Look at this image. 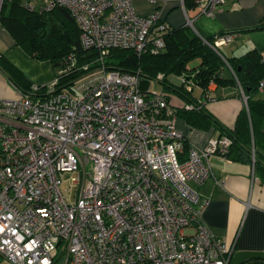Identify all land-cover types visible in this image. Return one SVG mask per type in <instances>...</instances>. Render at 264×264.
<instances>
[{
  "label": "built area",
  "instance_id": "obj_1",
  "mask_svg": "<svg viewBox=\"0 0 264 264\" xmlns=\"http://www.w3.org/2000/svg\"><path fill=\"white\" fill-rule=\"evenodd\" d=\"M226 1L193 0L206 15ZM44 7L71 13L99 65L68 85L59 87L55 76L45 91L34 84L18 99H0V256L15 264H229L232 248L204 221L209 198L199 187L212 174L210 155L226 156L233 139L186 148L177 108L152 87L165 73L143 88L140 69L105 64L114 48L139 56L164 50L172 25L161 5L150 14L133 0ZM199 35L218 48L239 32L216 34L214 44ZM182 78L192 91V75ZM214 84L186 109L205 103ZM67 180L76 186L73 200Z\"/></svg>",
  "mask_w": 264,
  "mask_h": 264
},
{
  "label": "crops",
  "instance_id": "obj_2",
  "mask_svg": "<svg viewBox=\"0 0 264 264\" xmlns=\"http://www.w3.org/2000/svg\"><path fill=\"white\" fill-rule=\"evenodd\" d=\"M28 1L31 6L38 2ZM48 1L40 0L38 8ZM133 1L142 14H149L154 10L153 6L149 8L143 0ZM34 5L32 7L36 8ZM160 5L163 16L172 27L189 24L188 19L191 18L193 29L206 38L238 30L239 35L234 41L220 46L229 57L240 56L251 49H257L264 55V0H227L213 15L200 14L199 7L195 4L184 10L178 0H168ZM258 24L261 27L252 29ZM0 56L1 61L7 60L18 67L32 83L48 85L56 76L51 61L39 60L29 55L1 22ZM187 66L190 70L183 73L188 76L196 73L197 66L192 67L190 63ZM226 71L228 75L233 73L230 68ZM183 73L168 76L169 85L159 84L177 109H186L187 103H198L205 95L203 88L196 84L189 98L175 90L174 88L183 84ZM29 91L30 88L24 90L12 82L0 67V99H18ZM260 95L263 97L264 91ZM210 96L200 108L204 107L225 127L218 124L193 125L185 116L177 113L181 117L177 121V127L185 136L186 148L191 145L203 147L211 137L225 135L226 128H233L238 113L247 104V97L238 82L215 81L210 89ZM258 124L264 134V118ZM259 142L255 151L264 161V141L260 138ZM209 160L212 174L199 187L201 194L209 198L203 211L204 221L232 248L229 264H264V181L255 170V162L253 159H230L220 153L211 154ZM217 180L223 181V184H219Z\"/></svg>",
  "mask_w": 264,
  "mask_h": 264
},
{
  "label": "trees",
  "instance_id": "obj_3",
  "mask_svg": "<svg viewBox=\"0 0 264 264\" xmlns=\"http://www.w3.org/2000/svg\"><path fill=\"white\" fill-rule=\"evenodd\" d=\"M185 3L186 8L195 4L193 0H186ZM44 5L36 9L30 7L28 0H3L0 22L29 55L39 60L51 61L56 76L59 77L58 86L61 87L96 70L99 63L95 60L96 51L83 46L81 28L71 13L64 7L47 10ZM259 27L260 24L252 29ZM222 33L224 32L220 34ZM208 40L214 44V37H209ZM195 59H200V63L192 79L204 92L211 80L218 83L238 82L242 87L247 104L238 113L233 128H226V135L233 139L226 157L253 159L255 170L264 181V161L255 151L260 138L264 141V134L258 124L264 118V96L260 95L264 91L260 89V82L264 81V55L259 50L251 49L240 56L229 57L220 47L216 49L206 43L192 26L185 24L172 27L165 35V48L161 53L139 56L131 49L114 48L106 56L105 64L108 68L121 71L140 69L142 87L147 88L150 80L159 72L165 73L162 83L169 85L168 76L182 74ZM1 60L0 56V67L16 85L24 90H31L37 84L42 91L46 90V84L32 83L14 64ZM229 68L234 74L228 75L226 69ZM174 89L188 98L192 93L187 90L185 83ZM177 113L185 116L193 125L218 124L225 127L204 107L178 108Z\"/></svg>",
  "mask_w": 264,
  "mask_h": 264
},
{
  "label": "rangeland",
  "instance_id": "obj_4",
  "mask_svg": "<svg viewBox=\"0 0 264 264\" xmlns=\"http://www.w3.org/2000/svg\"><path fill=\"white\" fill-rule=\"evenodd\" d=\"M36 1V0H35ZM39 1L40 0H38V2H34L35 3V5L34 4H32V6L34 5V6H36V9H38V5H39ZM143 1H145L146 2V5L150 8V6H153L154 7V10L156 9V6L157 5H160V4H162L163 3V1L161 2L160 0H158L157 2H152L151 0H143ZM134 2V1H133ZM46 4V3H45ZM134 4H135V2H134ZM148 8V9H149ZM153 10V11H154ZM152 11V12H153ZM151 12V13H152ZM150 14V13H149ZM190 64H191V66L192 67H196V66H198V64H199V59H195V60H193V61H191L190 62ZM152 87H159V84L158 83H155V82H153L152 83ZM160 88V87H159ZM181 117L180 116H178L177 117V121L180 119ZM178 126V125H177ZM179 130H180V128H178ZM209 141V140H208ZM200 147V146H199ZM204 147V146H203ZM71 187V189H70V192H66V194L69 196V198L71 199V200H73L74 199V197H73V192H74V190L76 189V186L74 185V184H72V182L70 181V180H67L65 183H64V185H63V189L64 190H66V189H69ZM63 263V259L62 258H58L56 261H55V263L54 264H62ZM0 264H15V263H13V262H11L10 260H8V259H6V258H4V257H1L0 256Z\"/></svg>",
  "mask_w": 264,
  "mask_h": 264
},
{
  "label": "water",
  "instance_id": "obj_5",
  "mask_svg": "<svg viewBox=\"0 0 264 264\" xmlns=\"http://www.w3.org/2000/svg\"><path fill=\"white\" fill-rule=\"evenodd\" d=\"M217 49V48H216Z\"/></svg>",
  "mask_w": 264,
  "mask_h": 264
}]
</instances>
